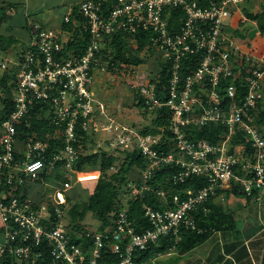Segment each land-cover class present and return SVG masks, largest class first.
Here are the masks:
<instances>
[{
	"label": "built area",
	"instance_id": "2783aa9c",
	"mask_svg": "<svg viewBox=\"0 0 264 264\" xmlns=\"http://www.w3.org/2000/svg\"><path fill=\"white\" fill-rule=\"evenodd\" d=\"M241 2L115 0L106 10L103 0H83L57 26L30 20L29 44L17 57L0 47V68L16 79L15 109L0 123V264L8 258L12 264H40L44 241L52 264H138L140 253L162 237L177 242L183 230L198 229L195 213L207 212L218 190L224 209L233 212L238 197L259 199L264 190V54L243 49L228 30L226 22ZM119 34L137 47L147 34L145 48L157 52L171 72L164 94L149 74L140 72V64L115 63ZM111 64L130 79L143 109L163 123L146 124L149 131L126 124L119 119L121 107L114 114L98 96L96 74L108 72ZM36 103L56 129L46 138L32 133L21 138L18 125ZM209 124L226 127L221 139L194 137V128ZM85 134L87 142L95 140L97 148L110 154L138 149L145 157L146 165L129 183L128 199L144 200L148 194L163 199L164 208L143 202L149 225L137 224L125 202L111 225L79 233L81 242L71 240L66 193L85 182L81 171L94 169L99 171L96 180L101 176L99 167H77ZM52 138L61 140L56 150ZM164 167H174L173 185L193 176L206 183L171 193L152 183ZM45 185L54 193L46 194ZM238 185L243 194L235 193ZM229 196L232 204L225 206ZM110 255L118 260L110 262Z\"/></svg>",
	"mask_w": 264,
	"mask_h": 264
},
{
	"label": "trees",
	"instance_id": "16d2710c",
	"mask_svg": "<svg viewBox=\"0 0 264 264\" xmlns=\"http://www.w3.org/2000/svg\"><path fill=\"white\" fill-rule=\"evenodd\" d=\"M106 10L111 8V4L115 0H103ZM247 17L251 20L257 21L259 31L262 36H264V10L259 13H247ZM11 18V5L6 4V0H0V28L10 21ZM178 24V28H179ZM25 26L31 31L30 23L26 22ZM66 28H72L71 23L64 22ZM242 26H244L242 28ZM249 27L245 25V22H241L239 27L235 29V34L238 37L245 38L246 32ZM145 41H147V34L144 35ZM18 41V37L14 34H6L0 32V47L3 50H7L14 43ZM114 59L115 63L117 61L131 62L134 64H141L145 61V58L139 53L132 52L129 48V43L126 35L119 34L114 40ZM145 41L143 38L139 40L137 47L138 52L145 48ZM75 40L69 42V46H74ZM81 45L85 42H81ZM151 51V50H150ZM153 52V51H152ZM158 64L157 69L159 71V76H152L153 81L157 83V87L161 94L165 93V88L168 84V79L171 76L166 62L162 61L159 57L157 58ZM111 69L114 65L111 64ZM16 88V79L13 73L6 70L0 75V123L3 122L15 109V103L13 101V92ZM136 93V98L141 99L140 94ZM41 103H36L34 107L31 108L30 112L24 117V120L18 125L20 131V137L23 138L26 134L32 133L37 138H46L48 134H51L56 129V126L49 121V118L45 111L40 108ZM139 104H142L139 102ZM260 119L264 126V102H261ZM162 117L157 116L154 119L155 123H163ZM145 131L151 130L150 127H145ZM226 127L223 125L209 124L203 127H196L193 129L194 137H207L212 142H217L223 137ZM86 138L83 140L84 143L87 142L88 134H85ZM53 143V149L56 150L61 145V140H56L52 138L50 140ZM238 141L237 139L235 140ZM57 147V148H56ZM125 155L120 157L118 154H110L106 151L95 152L88 157V161L81 158L77 163V167L83 169L86 164H94L95 168L99 167L101 169V176L99 179L90 182L93 184V191L90 194L88 200L84 202L75 201L72 203L71 208H69V214L71 217L69 235L72 241L81 242L83 238L79 236V233H84L87 230H83L80 227L79 220L83 219L87 212L91 211L94 215L101 219L102 223L98 229H105L108 225L113 222L116 213L125 206V201L121 198V195L128 194L129 183L135 181V173L141 172L147 161L138 149L132 151H122ZM118 164V169L115 171L111 170L112 165ZM136 171V172H135ZM174 171V167H164L158 169L155 172L152 183L157 186H164L169 189L170 192L183 190L187 187L196 188L202 186L206 183L205 178L191 177L185 184L181 186L173 185L171 176ZM51 177V176H47ZM86 182V181H85ZM236 194H243L244 190L238 185L234 188ZM218 190L217 194H213L208 202L209 210L204 212L202 210L195 213V218L197 221L198 229H187L181 232V238L176 242L175 237L166 236L156 243L150 245L146 250L142 251L137 257L138 264H146L151 258L157 256L159 253L166 252L172 248H176L182 252L190 251L195 247L206 242L214 232L221 231H231L238 229L240 225V219L237 218L236 213L231 210H225L223 204L220 201ZM66 198L68 202H72V195L66 193ZM248 200H251L248 198ZM144 201L152 203L157 208L166 207L162 198L155 194H148L147 197L142 200L141 198H127L129 213L131 218L137 224H146L147 221L143 217V210L141 206ZM252 201V200H251ZM202 228V231L199 229ZM43 250V257L40 259V264H52L53 258L49 251V246L44 241L41 246ZM257 258L259 255L255 252ZM110 262L118 260L117 255H110L108 257ZM14 259L8 258L6 260L7 264H12ZM264 260V256H263Z\"/></svg>",
	"mask_w": 264,
	"mask_h": 264
},
{
	"label": "crops",
	"instance_id": "0c3cea01",
	"mask_svg": "<svg viewBox=\"0 0 264 264\" xmlns=\"http://www.w3.org/2000/svg\"><path fill=\"white\" fill-rule=\"evenodd\" d=\"M81 1L83 0H6V4L11 5V18L8 23L1 27V29L4 28V31L0 30V32L14 34L18 37V41L5 50L8 56L15 58L19 49L26 48L29 44L31 34L25 26L26 22L36 20L45 23L47 26L55 25L60 15L64 16L70 8L77 6ZM263 10L264 0H242L233 12L232 17L228 19V22H230L228 30L234 34L240 23L245 22L249 30L245 33V38L237 36V39L243 49L252 50L259 55L264 54V36L259 31L257 21L249 19L247 13H259ZM60 23L56 24L59 25ZM18 30L28 32L27 42L22 40L23 34ZM4 72L0 68V75ZM108 104L111 109L114 108L111 102L108 101ZM33 196L39 198L36 192L33 193ZM227 198L228 203L232 204V197ZM234 202L238 208H241L240 212L235 211V216L243 222V225H239L238 229L235 230L213 233L208 240L215 237L216 242L219 243H216L218 251L207 256L204 252H201L194 257L195 260L185 261L183 256H190L189 252L196 247L186 252L177 250L179 254L176 255L177 258L174 264H264V190L256 201L238 197L237 202ZM173 249L175 248L170 249V251ZM255 252H257L259 258L256 257ZM151 260L152 258L148 262Z\"/></svg>",
	"mask_w": 264,
	"mask_h": 264
},
{
	"label": "rangeland",
	"instance_id": "374dc122",
	"mask_svg": "<svg viewBox=\"0 0 264 264\" xmlns=\"http://www.w3.org/2000/svg\"><path fill=\"white\" fill-rule=\"evenodd\" d=\"M63 21V15H60L56 23H60ZM55 25H48L49 27L57 26ZM230 22H226L227 25ZM0 30L4 31V28H0ZM20 33L23 34L22 40H26L28 38V32L24 30H18ZM17 32V30H16ZM129 48L132 52L139 53L141 56L145 58V61L140 64V72H146L149 74V76H159V71L157 69V58L158 53L155 51L147 50L146 48L142 49L140 52L137 50V45L133 42H129ZM263 49V48H261ZM262 51V50H260ZM259 51V53H260ZM17 57V55L15 56ZM134 78V77H133ZM129 78L122 73V70L120 67L113 68L109 70L108 72H97L95 77V83L94 88L97 91V94L100 98L104 99L105 101H109L114 106V114H118L117 106H120L122 108L121 114L119 115V119L129 125L136 126V127H145L146 124H149L151 122L154 123L153 119L155 117L154 114H149L145 109H143V105L138 103V99L136 98V90L132 88L129 84ZM123 111V113H122ZM88 143V144H86ZM85 143V152H84V159L88 161V157L95 153L98 149V153L102 152L103 149L96 147V141L89 140ZM90 144V145H89ZM119 155L122 159V157L125 155L124 152H119ZM96 165L94 164H86L83 166L85 169L89 168H95ZM118 169V164L116 166V170ZM136 172V171H135ZM135 180L139 174V172L135 173ZM44 191L46 194L54 193V188H52L49 185L44 186ZM93 191V184L89 182H82L79 184H75V186L68 190L67 193L72 195V202H68V208L65 216V221L68 224V228L70 229V221L71 217L69 214V208H71V205L75 201L84 202L88 200L90 194ZM129 197L128 194L121 195V198L125 202H127V198ZM225 206H229L227 200L224 201ZM241 208H238L236 211L240 212ZM236 213V212H235ZM80 224V227L83 230H97L99 226L101 225L102 221L100 218H98L96 215H94L91 211L87 212L86 216L78 221ZM243 225V222L240 221V226ZM216 239L211 238L210 240H207L203 245H200L196 247L194 250L189 252L190 256H183V259L185 261H192L195 260L194 257L197 256L198 253L204 252L205 256L211 255L212 253H216L218 251V247L216 246ZM219 244V243H218ZM176 251V252H175ZM177 249L169 250L163 253L157 254L150 262H147L146 264H174L177 256H178ZM186 254V253H185ZM177 255V256H176ZM193 257V258H192Z\"/></svg>",
	"mask_w": 264,
	"mask_h": 264
},
{
	"label": "bare ground",
	"instance_id": "6f19581e",
	"mask_svg": "<svg viewBox=\"0 0 264 264\" xmlns=\"http://www.w3.org/2000/svg\"><path fill=\"white\" fill-rule=\"evenodd\" d=\"M98 175H99L98 170L89 169L87 171H81L79 174V177L81 180H84L86 182H89V181L92 182L96 180Z\"/></svg>",
	"mask_w": 264,
	"mask_h": 264
}]
</instances>
